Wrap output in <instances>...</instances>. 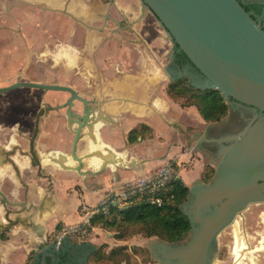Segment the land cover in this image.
<instances>
[{"label":"crops","instance_id":"0c3cea01","mask_svg":"<svg viewBox=\"0 0 264 264\" xmlns=\"http://www.w3.org/2000/svg\"><path fill=\"white\" fill-rule=\"evenodd\" d=\"M0 44V84L58 83L92 102L103 126L99 139L85 136L77 145L82 169L98 171L106 159L115 162L95 176L62 169L77 165L64 109L54 124H41L35 142L40 174L28 168V143L21 142L20 172L0 170L7 200L0 202V264H26L31 251L43 250L39 234L46 238L60 223L80 222L81 205H99L174 155L185 160L193 126L185 111L202 117L196 106L182 107L168 93L173 78L165 67L174 44L140 0H114L112 6L107 0H0ZM134 129L140 133L129 141ZM183 180L187 185L189 178Z\"/></svg>","mask_w":264,"mask_h":264},{"label":"water","instance_id":"95a60500","mask_svg":"<svg viewBox=\"0 0 264 264\" xmlns=\"http://www.w3.org/2000/svg\"><path fill=\"white\" fill-rule=\"evenodd\" d=\"M141 1L202 76L201 80L192 74L183 78L196 89L219 91L228 106L221 120L208 122L193 140L186 135L187 149L194 143V149L206 153L216 164L210 181L189 187L181 205L190 221L189 231L180 240L157 238L147 247L156 264H211L217 255L213 242L218 235L237 214L243 216L248 205L263 198L264 182L259 180L264 179V27L239 0ZM171 62L165 68L175 81L182 74H174ZM17 87L70 93L66 104L56 111H65L66 127L74 135L70 155L77 165H63L62 169L95 176L115 165L106 159L98 171L82 169L84 158L78 156L77 145L85 136L92 139V132L100 135L103 126L90 100L66 85L20 79L0 91ZM77 103L80 108H76ZM88 157L93 158L92 152ZM38 164L40 174L39 158ZM39 235L43 247L40 258L54 256L57 262L53 264H58L64 252L62 244L47 242L43 234ZM85 244L95 248L88 241ZM40 258L37 255L35 261Z\"/></svg>","mask_w":264,"mask_h":264},{"label":"flooded vegetation","instance_id":"af4514ba","mask_svg":"<svg viewBox=\"0 0 264 264\" xmlns=\"http://www.w3.org/2000/svg\"><path fill=\"white\" fill-rule=\"evenodd\" d=\"M239 1L244 5L246 10L253 13L258 23L264 27V1ZM107 3L112 6L114 0H107ZM171 57L172 62L170 67L176 76H178L179 73L184 76H186V74H192L194 76L197 75L198 79H202V76L196 67L189 61L183 52L177 50L176 45L172 48ZM3 73L5 74L6 71ZM40 82L47 83L44 81ZM8 85L9 84H0V88ZM69 98L70 93L68 92L47 90L37 87H17L10 90L0 91V170H3V168L7 166L8 168L14 169L16 172H20L22 161L18 159L17 154L23 152L21 142L26 141L28 143L27 152L30 155L28 168L38 174L39 164L35 150V142L40 134L41 124L43 121L52 124L57 122L56 117L60 112L56 111V109L66 104ZM262 116L264 117V114H262ZM64 117L66 120L65 114ZM4 162L7 164L2 166L1 164ZM262 182H264V179L259 180V183ZM261 195L263 197L261 198V201L248 205L243 211L244 215L240 216L237 214L236 219H234L232 224L227 226L224 232L218 235V240L214 241L213 245L219 248L220 237H222L223 234L224 237H227V242L224 244L226 247L227 260L217 261V258L215 257L214 262L211 264L234 263V223L236 220L239 221V232L243 238L244 244L246 242L245 249L242 251L244 258L242 264H264V190H261ZM0 202H7L6 196L1 190ZM10 226L12 227L13 224ZM71 238L74 237H71L70 235H62L58 240V233H55L52 236H46L47 242L57 241L62 244L64 252L60 255V261L58 264H103L102 260L94 258L96 251L95 248H91V245H86L83 241L72 240ZM40 254L39 252L31 251L27 255L25 261L26 264H36V262L37 264H53L57 262V258L54 256L44 259L40 258ZM37 255L40 259L35 261ZM251 257H253V260H251Z\"/></svg>","mask_w":264,"mask_h":264},{"label":"trees","instance_id":"16d2710c","mask_svg":"<svg viewBox=\"0 0 264 264\" xmlns=\"http://www.w3.org/2000/svg\"><path fill=\"white\" fill-rule=\"evenodd\" d=\"M183 78L172 81L168 85V93L177 97L188 93L190 85H184L180 89V84ZM196 89V88H195ZM196 93L189 96L193 101L187 106L195 105L201 117L207 122L221 120L228 111L227 103L221 93L217 90H201L196 89ZM139 130L134 129L129 134V141L137 139ZM189 187L181 178H174L168 186V193L165 194L163 203L157 205L148 199L134 198L125 206L111 205L107 212H99L92 216V223H101L104 226L114 227L117 230V237L121 239L123 234L129 228L140 227L143 233L148 236H156L168 242H173L182 239L189 231L191 225L188 217L181 210L182 203L186 200ZM122 233V234H121ZM122 252V248L112 249L108 253V257L118 252ZM96 259L103 260L104 257H99L100 253L95 251ZM98 255V256H97ZM126 255L120 256L116 264H121L125 261L128 264ZM105 260V259H104ZM115 264V263H114Z\"/></svg>","mask_w":264,"mask_h":264},{"label":"rangeland","instance_id":"374dc122","mask_svg":"<svg viewBox=\"0 0 264 264\" xmlns=\"http://www.w3.org/2000/svg\"><path fill=\"white\" fill-rule=\"evenodd\" d=\"M3 47L4 46L0 44V49ZM183 79V82L179 85L180 89H182L184 85H189L188 79ZM171 82L172 81H170L169 84ZM195 90V87H191L189 88L187 94H184L183 96L179 95L177 97H172L177 100L181 105L186 106L185 104L189 105L193 101L191 98H189V96L193 93H196ZM189 113L190 110L185 111L187 117L192 120L193 126L190 127L191 131H189L190 134H188V136L193 140L195 133H199L208 122L205 121L203 118L199 120L193 119L192 115H190ZM196 116L198 117V115ZM193 144L194 143H192L191 145V149L188 150V156L185 158V160H180V157H178L177 155H174V157L169 158L168 160L171 161V163H174L177 178H181L182 180L184 179V176L189 178L187 184L188 187L209 182L215 172L216 167V164L213 159L209 157L206 153L194 149ZM87 209L88 206L81 205L78 209V212L81 216V219L79 218L80 222L71 226H65L64 224L60 223L59 225H57L56 233H59L61 230H66L67 227H77L78 225H80L81 229L79 230V233H74L71 237H74V239L78 241H88L89 243H91L95 247L96 251L100 253L99 257H104L105 260H102L103 264H116L120 256L123 255L127 256L123 259H127L126 261H128V264L157 263V260L152 257L150 249L147 247V245L151 240L157 239L158 237H148L143 233L140 227L136 226L129 228L127 232L123 234V237L119 239V237H117V230L114 227L104 226L101 223L94 224L91 221L92 218L89 222L85 223L83 217H85ZM237 236L238 238H242L240 232L237 233ZM219 242L220 246L217 250L216 255L217 261L227 260L226 247L224 246V244L227 242V237H224L223 234V237H220ZM120 248H122V252L120 251L118 252L119 254L115 253L111 255V257H108V253L111 252L112 249H116L118 251V249ZM95 257L96 255H94V258ZM121 261V264H125V261Z\"/></svg>","mask_w":264,"mask_h":264},{"label":"built area","instance_id":"2783aa9c","mask_svg":"<svg viewBox=\"0 0 264 264\" xmlns=\"http://www.w3.org/2000/svg\"><path fill=\"white\" fill-rule=\"evenodd\" d=\"M176 177L174 163L167 161L158 170L148 172L136 180L125 182L119 192L109 193L99 205L89 207L86 210L85 217H83L84 222H89L96 213L107 212L111 205L120 204L121 206H125L134 198L144 197L157 205H161L165 194L168 193L169 183ZM80 229V225L77 227H67L66 230H61L60 234L58 233V240L62 235L73 236L72 234L79 233Z\"/></svg>","mask_w":264,"mask_h":264},{"label":"bare ground","instance_id":"6f19581e","mask_svg":"<svg viewBox=\"0 0 264 264\" xmlns=\"http://www.w3.org/2000/svg\"><path fill=\"white\" fill-rule=\"evenodd\" d=\"M92 135H93V138L91 140H97V138L99 139V135L98 133H94L92 132ZM97 137V138H96ZM105 146V145H104ZM102 145V147H104ZM106 147V146H105ZM104 147V149H105ZM108 147V146H107ZM92 148V147H91ZM110 151V150H109ZM108 152V151H107ZM111 152V151H110ZM114 153V152H113ZM105 154V153H104ZM54 155V154H53ZM58 155V154H57ZM66 157V155H65ZM66 160V158H65ZM68 161V160H67ZM62 164V162H60ZM67 163V162H66ZM264 206V205H263ZM249 208V207H248ZM264 209V208H263ZM244 213V212H243ZM258 213V212H257ZM244 215V214H243ZM240 217V216H239ZM243 218V217H242ZM239 221L236 220V222L234 223V236H235V242H234V250H233V255H234V258H235V262L234 264H242L243 263V254H242V251L243 249H245L244 247L246 246V242L244 244V241L242 240V238H238L237 236V233H239V229H238V224ZM250 224V223H249ZM248 224V226H249ZM262 224V223H261ZM258 230V229H257ZM252 236V235H251ZM261 236V235H260ZM223 237V236H222ZM255 237V236H254ZM253 239V238H252ZM248 242V241H247ZM256 246V245H255ZM254 250V249H253ZM251 260H253V257H251ZM246 264V263H245Z\"/></svg>","mask_w":264,"mask_h":264}]
</instances>
